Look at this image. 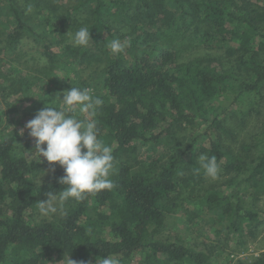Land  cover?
I'll use <instances>...</instances> for the list:
<instances>
[{
  "label": "trees",
  "instance_id": "16d2710c",
  "mask_svg": "<svg viewBox=\"0 0 264 264\" xmlns=\"http://www.w3.org/2000/svg\"><path fill=\"white\" fill-rule=\"evenodd\" d=\"M1 1L14 21L7 34L11 46L33 31L27 1L51 11L57 31L89 29L93 52L71 44L67 50L80 63L101 66L103 105L92 115L98 138L112 149L116 171L111 190L70 199L66 215L45 217L37 205L45 193L59 195L67 187L59 182L64 168L56 162L40 183L39 160L19 155L14 136L0 140V264H50L65 255L77 264L104 257L122 264L137 253L149 264H164L162 256L177 264H211V249L161 237L167 216L201 191L206 209L229 230L243 241L257 238L259 215L244 195L254 201L264 195V148L255 154L257 143L243 142L235 150L240 131L212 107L219 99L238 101L264 87V0ZM113 39L125 45L123 52L110 51ZM220 41L230 43L224 54L228 64L204 65L202 57L180 55L193 44ZM47 54L56 64L64 60L48 48ZM199 117L210 121L204 154L215 156L224 174L247 172L236 182L226 180L234 183L229 192L208 182L199 154L186 158L184 149L164 164L140 154L141 142L170 138ZM252 264H264V251Z\"/></svg>",
  "mask_w": 264,
  "mask_h": 264
},
{
  "label": "rangeland",
  "instance_id": "374dc122",
  "mask_svg": "<svg viewBox=\"0 0 264 264\" xmlns=\"http://www.w3.org/2000/svg\"><path fill=\"white\" fill-rule=\"evenodd\" d=\"M4 4L5 2L0 0V140L14 136L19 155L25 154L39 160L42 171L38 180L42 183L48 179L55 164H49L44 157L40 160L39 153L35 149V138L29 135L30 130L25 127L26 123L45 107L61 106L60 99H63L64 92L73 87L88 89L90 95L101 98L104 94L102 88L104 75L98 63L86 65L87 62L80 63L78 58L72 57L73 55L67 50V45L71 44L69 37L62 33L67 34L69 31L64 27L57 31L51 11H42L30 1H27L24 9L26 11L29 6L32 7V11L26 13L29 17L28 24L33 31L25 33L19 42L11 46L7 34L14 26V21L8 8L1 6ZM81 22L83 24L84 20ZM92 43L90 41L87 48L75 47L90 50L91 53ZM229 46L230 43L221 41L213 45L197 43L184 49L180 55L182 59L202 57L204 65L209 61L212 65L217 60L228 64L224 54ZM47 48L57 52L64 60L57 64L51 62ZM41 57H46L47 63L42 64ZM214 103L212 108L218 106V112L213 114L226 116L227 120L236 125L235 129L240 131L237 134L238 140L234 143L235 150H238L243 142L257 143L258 147L253 148L255 154L264 148V87L259 94H245L238 101L219 99ZM77 117L85 123L93 120L91 112L84 113L77 110ZM209 124L210 121L206 122L199 117L195 123L185 124V129L170 138L164 137L156 143L141 142L140 154L146 158H153L158 164H164L176 152L184 149L187 151L186 158H189L191 153L200 156L209 146L208 138L211 132L210 129L207 130ZM21 129L24 130L23 135L20 134ZM189 145L193 146L191 150ZM246 174L247 172L224 174L220 167L219 177L215 180L208 177V182L215 184L217 191L229 192L234 183H226V180L232 177V182H236ZM199 193L194 199L185 198L182 205L167 216L162 239L181 242L196 250L211 249L214 252L211 264H252L253 260L264 251V195L258 201H254L248 192L244 195L258 212L256 221L260 222V225L256 239L243 241L244 239H241L235 231L226 227V222H220L215 214L206 209L202 203L204 193L203 191ZM102 259L97 258L93 264H98V260ZM162 259L165 260L164 264H177L170 260L166 262V256H162ZM50 264H66V261L50 260ZM122 264L149 263L144 255L137 253Z\"/></svg>",
  "mask_w": 264,
  "mask_h": 264
},
{
  "label": "clouds",
  "instance_id": "9594fccd",
  "mask_svg": "<svg viewBox=\"0 0 264 264\" xmlns=\"http://www.w3.org/2000/svg\"><path fill=\"white\" fill-rule=\"evenodd\" d=\"M29 6L26 12H31ZM69 43L77 47H87L90 40V31L87 27L79 28L74 34L67 33ZM107 47L113 54L123 52L125 45L119 39H113ZM41 63H47L46 57H41ZM61 106L45 107L29 120L25 127L29 135L35 138V149L41 157L46 158L49 164L59 163L65 174L60 178L61 185L67 187L56 195L45 193L37 207L42 216L55 214L66 215L64 204L70 199L82 201L87 195H95L102 190H111V177L115 174V158L112 149L98 138V128L94 120L87 123L77 117L80 112H91L103 105V100L90 95L88 89L73 87L63 94ZM24 134V130H20ZM46 145V146H45ZM86 149V150H85ZM200 167L212 179L219 177L220 165L215 156L201 154L198 157ZM62 260L66 264H77L70 255ZM98 264H119L116 259L104 257Z\"/></svg>",
  "mask_w": 264,
  "mask_h": 264
}]
</instances>
